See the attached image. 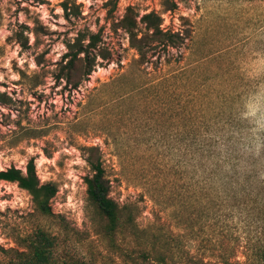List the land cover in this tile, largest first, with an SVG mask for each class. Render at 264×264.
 Here are the masks:
<instances>
[{
  "label": "rangeland",
  "instance_id": "obj_1",
  "mask_svg": "<svg viewBox=\"0 0 264 264\" xmlns=\"http://www.w3.org/2000/svg\"><path fill=\"white\" fill-rule=\"evenodd\" d=\"M165 1L8 0L15 11H5L0 0V171H25L33 159L40 182L58 188L51 203L55 216L45 217L28 192L0 182V202L18 201L16 208L0 209V263L9 259L3 250L23 251L25 240L44 230L56 237V257L69 263L150 264L152 254L178 264H250L247 248L264 239V154L246 156L242 139L236 142L249 172L225 189L198 169L196 146L181 142L185 123L176 108L185 106L197 125H226L243 136L245 123L236 118L235 106L257 82L247 80L237 62L264 52V0H168L177 5L174 11H167ZM181 5L191 13L178 17L188 38L165 55L173 80L154 88L163 74L151 66L132 68L137 52L120 22L132 7L140 17L155 12L164 30L178 32ZM38 8L47 11V24ZM96 34L98 51L108 58L99 59L77 89L55 80L66 54L53 60L55 46ZM17 45L19 57L35 58L38 72H29L27 63L21 68L15 58L11 72L4 67L8 46ZM49 76L55 84L47 85ZM229 115L236 121L229 123ZM90 147L99 148L111 197L122 208L125 224L112 235L108 220L88 201Z\"/></svg>",
  "mask_w": 264,
  "mask_h": 264
},
{
  "label": "trees",
  "instance_id": "obj_2",
  "mask_svg": "<svg viewBox=\"0 0 264 264\" xmlns=\"http://www.w3.org/2000/svg\"><path fill=\"white\" fill-rule=\"evenodd\" d=\"M164 6L167 11H174L177 8L175 3L170 4L168 0L164 2ZM65 10L67 11V7ZM162 24L161 16L155 12L140 17L132 7L127 9L120 22V27L128 35L130 47L137 52L132 68L142 70L144 67L151 66L156 72L160 71L163 74L160 80L153 83L154 88L163 86L165 81L173 80L165 70L166 67H170L171 63L165 55L171 49L182 48L188 38L184 32L164 30ZM86 41H88L87 44ZM100 42L101 37L96 34L89 37L82 36L69 44L67 46L69 51L64 55L55 80L65 82L66 87H71V89L79 88L96 70L99 59L108 58L98 51ZM22 47H28L27 43H22ZM180 106L181 104L176 108V116L185 123L181 142H190V148L196 146V153L201 157L198 160V169L218 180L225 189L246 177L249 166L236 145V142L242 139L240 130L226 125L216 128L204 125V123L197 125L194 119H189L190 115L188 117L189 112L184 109L185 106ZM204 119L203 116L201 121ZM227 121L232 123L236 119L229 115ZM203 122L208 121L205 119ZM87 153L86 161L93 172L92 176L85 178L88 201L108 220L110 228L108 231L112 235L125 224L122 222V208L111 197V182L107 177L99 148H87ZM0 182L17 184L29 193L37 211L42 216H55L51 203L58 193V188L54 183L42 184L40 182L33 159L28 162L25 171L16 167L0 171ZM56 248V237L47 231L38 230L25 240V250H3L9 255V259L0 264H80L59 260L56 257ZM143 256L147 259V254L144 253ZM150 257V264H178L162 255H156L154 258L150 254ZM245 257L250 264H264V239L256 240L248 247ZM146 259L144 260L148 261ZM225 264H228V260H225Z\"/></svg>",
  "mask_w": 264,
  "mask_h": 264
},
{
  "label": "clouds",
  "instance_id": "obj_3",
  "mask_svg": "<svg viewBox=\"0 0 264 264\" xmlns=\"http://www.w3.org/2000/svg\"><path fill=\"white\" fill-rule=\"evenodd\" d=\"M5 11L7 8L11 7L13 11H15V7L13 4H9L8 0H5L3 5ZM34 11H38L43 13L41 16V20L44 21L45 24L48 23V13L44 8H38ZM57 13H62V8L56 9ZM191 13L189 11H186L183 9V6L181 5V12L177 14V22H176V31H179V15H190ZM20 21L21 23L25 22V17L23 13H20ZM61 23H64V20L61 19ZM30 23V22H29ZM52 28H55V25H51ZM93 31H95V27L92 28ZM11 33L5 32V35H10ZM32 43H35L36 37L32 33L28 34ZM73 36L76 35L75 32L72 33ZM44 39H47L46 37ZM125 44H127V41H125ZM9 52L8 56L6 58V63L4 64L5 68H8V70L11 72V60L13 58L18 59L19 65L21 68L25 65V63L28 64V71L29 72H38L39 69L37 67V64L35 62V58H30L28 54H25L23 57H19L18 53L20 51L19 45L16 46L15 50L11 49V46H8ZM40 51H43V45L37 50V54H39ZM54 51L58 54L56 56L51 57L53 60H59L60 54L67 53L69 50L63 43H58ZM238 71L247 79L250 81L257 82L252 90H249L247 92H244L240 95L239 102L235 106L236 109V118L245 123V130L242 136L241 141V148L243 153L246 156L251 157H260L262 154H264V52H256L252 51L248 53L246 56L242 57L238 62ZM3 77L0 76V79ZM13 80L20 79L18 74L12 75ZM56 81L49 76L47 80V85L55 84ZM47 86L41 89V91H47ZM31 151V149L29 150ZM37 151H39L37 149ZM61 151L63 152H72L75 153V149H67V148H61ZM60 153H56V157H59ZM45 161L42 159L39 161V163H44ZM50 163H55V161H49ZM77 163H83L82 160L77 159L75 161ZM8 192H13L14 189L9 187L7 188ZM0 195H3V193H0ZM31 199V197H29ZM18 204L17 200H4L0 202V209H3L7 206H11L12 208H16ZM147 215V214H146Z\"/></svg>",
  "mask_w": 264,
  "mask_h": 264
}]
</instances>
